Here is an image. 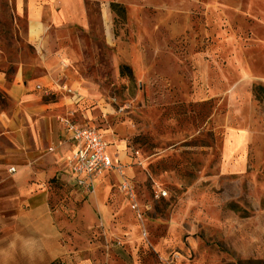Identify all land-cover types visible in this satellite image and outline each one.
<instances>
[{
  "label": "rangeland",
  "instance_id": "obj_1",
  "mask_svg": "<svg viewBox=\"0 0 264 264\" xmlns=\"http://www.w3.org/2000/svg\"><path fill=\"white\" fill-rule=\"evenodd\" d=\"M15 1L0 0L8 81L18 63L32 75L38 52ZM82 2L84 24L53 48L67 54L57 83L72 89L46 99L124 149L134 201L113 176L91 194L69 187L72 256L264 264V0Z\"/></svg>",
  "mask_w": 264,
  "mask_h": 264
},
{
  "label": "crops",
  "instance_id": "obj_2",
  "mask_svg": "<svg viewBox=\"0 0 264 264\" xmlns=\"http://www.w3.org/2000/svg\"><path fill=\"white\" fill-rule=\"evenodd\" d=\"M82 5V0L15 1V14L26 15L27 40L38 50L33 52L32 73L40 75H30L28 65L18 63L8 81L0 52V93L8 103H0V264H93L72 256L64 240L67 223L61 218L70 209L68 190L79 189L67 164L74 147L58 121L61 102L46 99L49 93H61L58 87L72 89L57 83V74L63 75L67 67V54L53 48L57 41H66L65 28L84 24ZM68 100L78 106L83 97L73 92ZM101 133L112 163L126 164L121 159L124 149H113ZM110 176L119 185L118 176L107 172L95 189Z\"/></svg>",
  "mask_w": 264,
  "mask_h": 264
},
{
  "label": "built area",
  "instance_id": "obj_3",
  "mask_svg": "<svg viewBox=\"0 0 264 264\" xmlns=\"http://www.w3.org/2000/svg\"><path fill=\"white\" fill-rule=\"evenodd\" d=\"M58 121L74 147L67 164L76 186L83 192L91 194L95 191V183L101 176L107 172H114L119 178L121 192L133 202L134 191L126 178V164L112 163L106 151L108 145L104 135L95 128L77 126L66 117L59 118ZM9 172L13 173L14 169H10Z\"/></svg>",
  "mask_w": 264,
  "mask_h": 264
},
{
  "label": "trees",
  "instance_id": "obj_4",
  "mask_svg": "<svg viewBox=\"0 0 264 264\" xmlns=\"http://www.w3.org/2000/svg\"><path fill=\"white\" fill-rule=\"evenodd\" d=\"M2 97L1 93H0V98Z\"/></svg>",
  "mask_w": 264,
  "mask_h": 264
}]
</instances>
